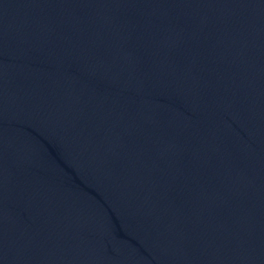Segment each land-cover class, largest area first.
I'll return each mask as SVG.
<instances>
[{
	"label": "water",
	"instance_id": "water-1",
	"mask_svg": "<svg viewBox=\"0 0 264 264\" xmlns=\"http://www.w3.org/2000/svg\"><path fill=\"white\" fill-rule=\"evenodd\" d=\"M0 264H264V0H0Z\"/></svg>",
	"mask_w": 264,
	"mask_h": 264
}]
</instances>
